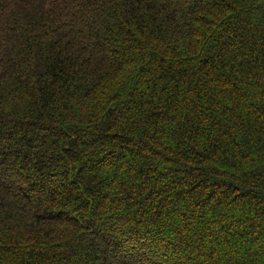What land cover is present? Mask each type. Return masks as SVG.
<instances>
[{"label":"trees","instance_id":"16d2710c","mask_svg":"<svg viewBox=\"0 0 264 264\" xmlns=\"http://www.w3.org/2000/svg\"><path fill=\"white\" fill-rule=\"evenodd\" d=\"M0 264H264V0H0Z\"/></svg>","mask_w":264,"mask_h":264}]
</instances>
